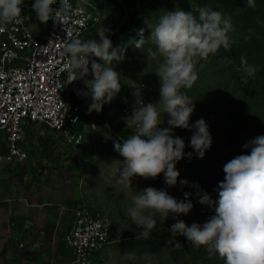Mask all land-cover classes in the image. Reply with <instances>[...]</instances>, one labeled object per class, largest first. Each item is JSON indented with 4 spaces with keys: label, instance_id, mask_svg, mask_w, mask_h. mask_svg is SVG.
<instances>
[{
    "label": "rangeland",
    "instance_id": "374dc122",
    "mask_svg": "<svg viewBox=\"0 0 264 264\" xmlns=\"http://www.w3.org/2000/svg\"><path fill=\"white\" fill-rule=\"evenodd\" d=\"M86 1L92 5L93 15L88 29L79 39L99 41L97 29L103 27L112 42L109 51H123L124 59L110 65L120 74L121 91L111 103L104 104L100 112L92 111L91 115L83 116L76 127L83 138L75 147L61 140L62 148H58L54 138L48 142L46 137L40 139L41 142L33 135L49 137L48 128L27 125L24 132L32 135L31 139L25 138L31 141L27 140L28 158L45 159V166L57 169L59 179L56 180L73 204L84 203L100 209L113 219L110 242L92 256L90 264H224L218 254L209 257L205 247H196L181 236H172L170 228L176 220L171 215L165 218L152 213L157 226L150 238L144 239L140 234L142 230L133 224L126 212L133 206L132 198L139 191L154 187L166 190L178 201L190 200L193 207L189 213L176 218L187 226L193 223L202 226L215 214L210 206L199 203L195 185L212 200H218L216 189L224 179L223 166L237 155L249 154L250 149L243 146L264 135V0H255L254 8L248 7L246 0ZM201 7L219 11L225 18L230 16L233 26L228 34L231 50L221 47L206 60L196 58L198 79L191 89H181L194 103L189 123L195 124L203 118L212 145L200 158L190 146L193 131L174 128V136L185 143V156L176 164L180 173L177 185L167 186L163 174L156 179L134 176L130 186L122 185L118 179L123 157L115 151L113 140L106 137L122 142L135 132L136 126L131 119L134 106L153 103L159 107L160 82L155 73L163 58L149 56V48L156 50L149 39L151 33L166 12L191 11L198 18ZM42 25L36 21L32 29H42ZM141 39L144 40L137 47ZM241 57L246 58L248 66L255 67L254 77L242 66ZM97 62L103 64L99 59ZM168 119L167 114L161 113L159 127L167 128ZM188 153H192L191 159ZM180 180L188 183L182 186ZM185 193L189 194L187 200ZM150 241L156 242L151 250L141 251L140 245ZM176 242L181 246H175ZM59 264H72L68 254L62 255Z\"/></svg>",
    "mask_w": 264,
    "mask_h": 264
},
{
    "label": "clouds",
    "instance_id": "9594fccd",
    "mask_svg": "<svg viewBox=\"0 0 264 264\" xmlns=\"http://www.w3.org/2000/svg\"><path fill=\"white\" fill-rule=\"evenodd\" d=\"M246 3L248 7H255V0H246ZM23 6L24 0H0V24L18 22ZM31 7L41 24L56 20L60 13L73 11L69 0H34ZM232 30L230 16L225 18L208 7L199 8L198 18L184 10L166 12L160 18L149 38L156 50L148 49L150 57L163 58L155 73L160 82L159 107L153 103L134 106L131 119L135 132L122 142L106 137L113 140L115 151L123 157L118 183L130 186L134 176L156 179L163 174L167 186H176L180 176L176 164L185 156V143L174 136V128L193 131L190 146L200 158L204 157L212 145L208 125L203 118L195 124L189 123L194 103L181 89H191L198 79L196 58L206 60L221 47L231 50L228 34ZM97 33L99 41L76 38L64 46V53L69 56V83L85 80L89 74L93 77L85 83L89 91L83 93L92 100L89 113L100 112L103 105L111 103L121 91L120 74L110 65L124 59L123 51H109L112 42L103 27L98 28ZM241 64L249 76H255V67L248 66L245 57H241ZM161 113L169 117L167 128L159 127ZM243 147L250 149L249 154L237 155L223 166L224 179L216 189L218 200H212L195 185L199 203L210 206L215 213L202 226L197 223L187 226L183 220L176 219L192 209L190 200L178 201L166 190L154 187L139 191L132 198L133 206L127 209L126 215L142 230L141 236L149 239L156 229L152 213L165 218L171 215L176 220L171 225V235L183 236L190 244L205 247L209 257L218 254L224 264H264V135ZM191 157L192 153H188V158ZM179 183L183 186L188 182L180 180ZM188 196L185 193L186 200ZM175 246L181 245L176 242Z\"/></svg>",
    "mask_w": 264,
    "mask_h": 264
},
{
    "label": "built area",
    "instance_id": "2783aa9c",
    "mask_svg": "<svg viewBox=\"0 0 264 264\" xmlns=\"http://www.w3.org/2000/svg\"><path fill=\"white\" fill-rule=\"evenodd\" d=\"M69 2L73 11L60 13L39 30L32 29L38 21L31 7L34 0H24L18 22L0 24V175L5 164L28 158L23 143L27 125H43L73 147L83 138L76 127L92 113L88 111L91 97L83 93L89 91L85 83L93 77L89 74L85 80L69 83L64 46L88 29L93 13L86 0ZM113 229L107 213L74 204L61 236L71 263L90 264L92 256L110 242Z\"/></svg>",
    "mask_w": 264,
    "mask_h": 264
},
{
    "label": "crops",
    "instance_id": "0c3cea01",
    "mask_svg": "<svg viewBox=\"0 0 264 264\" xmlns=\"http://www.w3.org/2000/svg\"><path fill=\"white\" fill-rule=\"evenodd\" d=\"M48 133L49 137L41 133L43 135L34 134L33 138L47 137L48 142L50 138L57 139L51 130ZM31 136L25 134V138L31 139ZM30 139L27 140L31 142ZM27 140L23 143L29 150ZM56 143L62 148L60 140ZM45 165V159L27 158L21 163L3 166L0 175V264H59L66 253L61 236L69 225L74 204L56 180L59 179L57 169Z\"/></svg>",
    "mask_w": 264,
    "mask_h": 264
},
{
    "label": "trees",
    "instance_id": "16d2710c",
    "mask_svg": "<svg viewBox=\"0 0 264 264\" xmlns=\"http://www.w3.org/2000/svg\"><path fill=\"white\" fill-rule=\"evenodd\" d=\"M156 244V242L154 241H150V242H144L142 245H140L141 247H143L142 249L140 248L141 251H146V250H151V248L153 247V245ZM150 246L149 249H146ZM182 264V262H181Z\"/></svg>",
    "mask_w": 264,
    "mask_h": 264
}]
</instances>
